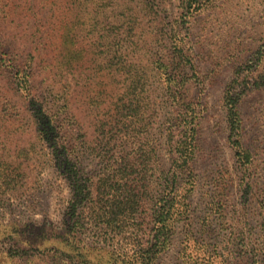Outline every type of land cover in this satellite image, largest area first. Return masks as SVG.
Instances as JSON below:
<instances>
[{
    "label": "rangeland",
    "instance_id": "obj_1",
    "mask_svg": "<svg viewBox=\"0 0 264 264\" xmlns=\"http://www.w3.org/2000/svg\"><path fill=\"white\" fill-rule=\"evenodd\" d=\"M0 30L18 50L32 49L31 35L40 51L53 50L32 92L58 111L50 139L15 82L11 55L0 51V170L9 174L0 175V264H82L79 255L106 263L108 246L79 252L67 241L73 189L59 147L78 155L76 167L94 187L106 183L102 155L131 162L152 145L173 177L172 94L197 115L190 171L178 180L190 190L189 206L152 264H264V0H0ZM226 89L238 96L247 159L227 140ZM135 113L146 135L123 147L98 141ZM95 190L94 198L106 197ZM146 201L145 209L158 200ZM91 220L87 214L80 239L111 244ZM113 245L137 249L129 233Z\"/></svg>",
    "mask_w": 264,
    "mask_h": 264
},
{
    "label": "trees",
    "instance_id": "obj_2",
    "mask_svg": "<svg viewBox=\"0 0 264 264\" xmlns=\"http://www.w3.org/2000/svg\"><path fill=\"white\" fill-rule=\"evenodd\" d=\"M59 37L61 38V36ZM41 38L43 41L45 39L49 47L51 36L47 37L46 35L41 36ZM30 39V45H34L29 47L32 49L27 51L24 49L18 50L10 36H5L0 30V51L3 53L4 51L5 53L8 52L11 55L9 65L16 80L15 82L27 95L28 101L33 103L35 113L42 114L41 119L43 120L45 134L50 139L51 137L57 138L58 130L53 118H55V114L57 116L58 111L55 114L51 113V109L45 107V103L40 101L35 96V93L32 92L33 84L36 83L37 78L43 75L40 71L50 67H43L41 63H46L44 58L47 54L52 53L53 50H50L49 53L40 51L38 46L40 39H38V36L31 35ZM52 49L57 50L55 46ZM55 57V55H52L51 59ZM47 65L50 64L47 63ZM39 69L40 71H38ZM262 80L264 83V76ZM168 82L173 83V81H170V77ZM174 82L173 86H179L177 79H174ZM43 100L47 105L46 97ZM237 100L238 96H235L234 91H227L226 89L223 103L229 132L227 140L236 149V153L239 151L243 158L247 159V156H245L246 151H241L243 148L239 140L240 126L235 109ZM171 101L175 111L171 119V121L173 120L172 127L169 131L170 140L176 152L173 177L168 176L170 170L167 172L162 168L159 151L156 146L152 145V149L149 150L148 154L140 151L131 162L124 155L119 157L118 160L111 159L108 152L102 155L106 161L105 172L103 173V175H107L105 178L106 183L104 185H95L94 187L93 183L90 185L88 179H85L83 173H80L76 167V164H79L76 161L78 155H72L73 153L67 145L59 147L62 149L59 152L62 158L61 168L71 180V188L73 189V195L69 200L70 210L67 212L70 226L67 241L73 247H76L79 252L81 250H96L100 252L108 246L106 253L109 254V258L106 263H103L100 260L102 258L98 259L95 255L93 259L88 258L86 255H79L78 262L82 264H152L155 255L168 243L174 224L179 218L186 216V209L189 206L187 199L190 190L183 193L184 189L179 188L178 180H183L181 174L190 171L189 165L196 146L197 115L189 99L183 97V95L172 94ZM59 112L61 111L59 110ZM137 116L138 113H135L133 116L134 120L126 116L121 117L120 129L116 132L102 131L98 141L101 142L104 139L108 144L112 143L113 140L114 142L119 141L120 144L115 145L123 147L130 142H134L137 138H142L146 135L147 128L140 122L136 123ZM56 142L54 141L55 144ZM93 148L94 150L96 149L95 147ZM74 158L76 159L74 160ZM0 175L9 174L5 170H0ZM134 175H138L137 183L129 184L128 182L131 181L129 178ZM146 175L151 176L148 178ZM113 181H121L123 183L114 184ZM150 187L155 190V195L151 196L148 193ZM93 188H97V190ZM93 190H104L106 197L94 198L95 196L92 195ZM158 194L161 197H157ZM147 199L151 203L152 199H157L158 201L154 203L153 208L148 207L145 209L144 204L148 203ZM87 214L95 225H98V228L103 231L105 236L108 235V238L112 240L111 244L105 243V245L101 246V244L99 245L100 241H97L98 245L90 247L83 242V239H80L79 235H83L81 228L84 225ZM127 233H129L137 246V249L131 255L127 254L123 249L112 248L114 247V241L123 240ZM104 240L106 241V239Z\"/></svg>",
    "mask_w": 264,
    "mask_h": 264
}]
</instances>
